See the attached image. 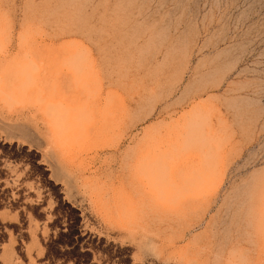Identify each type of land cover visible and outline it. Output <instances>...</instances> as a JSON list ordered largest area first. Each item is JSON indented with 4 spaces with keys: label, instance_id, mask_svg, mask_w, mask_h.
I'll return each instance as SVG.
<instances>
[{
    "label": "rangeland",
    "instance_id": "rangeland-1",
    "mask_svg": "<svg viewBox=\"0 0 264 264\" xmlns=\"http://www.w3.org/2000/svg\"><path fill=\"white\" fill-rule=\"evenodd\" d=\"M0 264H264V0H0Z\"/></svg>",
    "mask_w": 264,
    "mask_h": 264
}]
</instances>
